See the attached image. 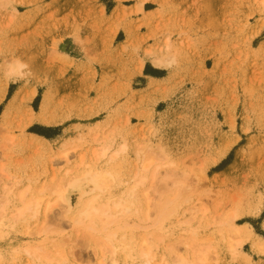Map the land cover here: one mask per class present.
<instances>
[{
    "label": "rangeland",
    "instance_id": "374dc122",
    "mask_svg": "<svg viewBox=\"0 0 264 264\" xmlns=\"http://www.w3.org/2000/svg\"><path fill=\"white\" fill-rule=\"evenodd\" d=\"M84 168L126 199L105 229L70 219ZM27 186L45 216H15ZM0 207V264H145L144 239L149 264H264V0H0Z\"/></svg>",
    "mask_w": 264,
    "mask_h": 264
},
{
    "label": "bare ground",
    "instance_id": "6f19581e",
    "mask_svg": "<svg viewBox=\"0 0 264 264\" xmlns=\"http://www.w3.org/2000/svg\"><path fill=\"white\" fill-rule=\"evenodd\" d=\"M153 61L155 62V65H159V64H162L164 62V58L160 57V56H153ZM21 64L22 63L18 60L12 61L9 64V66L7 67L10 75H14V76L19 75V73H20L19 68H20ZM67 154H68V150H63L62 153L60 154V156L63 159L67 160L68 159ZM151 160L152 159L150 158V159H146V160L142 161L141 175H139V177L137 179H135L133 177V179H134L133 182L130 184V186H128V188L126 190V193L129 196H135L137 194L138 185L142 184L145 180V175H144L143 171L150 167V161ZM156 168L157 167L152 169V171H153L152 175L153 176L156 172L159 171V170L156 171ZM81 171L82 172L81 173L79 172V175L76 174L77 176L72 181L70 180L71 183L70 184L68 183L67 186L72 185L75 182H78L80 185L79 186L80 195H83V196L84 195H91V197L88 198L89 200H87L83 204H81L82 206L80 209H78V212L76 211L77 214L75 216L71 214L70 219L75 224L74 225L75 228H77L78 225H81V226H84L85 229H90V230L105 229L107 227V225L110 224L116 218L117 214H119L120 212H124V211L128 210V205L125 202L126 199L125 198H117V199H113L110 201H108V200L98 201V200H100V198H102V199L104 198L102 195L104 194V191L107 188V184L113 179V176H114L113 173L110 170H106V169L98 170L96 168L95 169L84 168V170H81ZM185 177L186 176L184 175V172L181 175H176L170 171H167V169L163 171L162 176L160 178H159V176L156 177V178H159V181L155 179V182H157L156 186H155L156 188H157V184H159L158 187L160 186L159 187L160 189L168 188V189H170L169 191L173 190V192H175V193L172 196L160 195L159 197H157V199L154 200V202H152L151 207L154 208L155 211H158L162 214L168 210L173 209V203L175 202L176 199H178L180 197L181 194L183 195V191H184V189H186L187 182L186 183L184 182ZM167 181H169L171 184V185L169 184L168 187H167V183H168ZM66 182H68V181L66 180ZM152 182H154V180H152ZM151 185H150V187H151ZM153 186L154 185H152V187ZM169 186H171V187H169ZM64 187H65V185H64ZM188 187H189V183H188ZM156 188H154V189H156ZM28 189H29V186H27L26 188L24 187L22 189H18L17 192L14 193V198L18 199L19 202H22V204L16 208V211H15L16 215L15 216H19V215H23V214L28 213L31 217H38L41 214V212L42 213L44 212L43 215L45 216L47 214L48 210L51 208V205H53V201L51 200L52 201L51 202L49 199L44 201V199L42 198L41 195H36V196L30 195L29 196L27 194ZM40 190L41 189H39V191ZM55 190L56 189H54V192H55ZM64 192H65L64 189H62V190L60 189L57 193V198L55 200L65 199L66 194L64 195ZM143 194L146 197V199L149 200L148 206H150L152 198L149 197L150 195L148 194V191L143 190ZM106 199H108V198H106ZM146 214H147V212H146ZM88 221H90L91 223L87 225ZM93 224H96V227H94ZM44 229L45 228L43 227L42 230H44ZM110 234H112V233H110ZM186 245H189V247H191L190 243H188ZM207 249H208L207 244H205V245L198 244L197 245V251L194 253V258L189 260L187 263L195 264L197 261L199 263H201L205 259V252L207 251ZM141 255L143 256V261L145 262V264H149L154 258V255L151 253V244L148 242L147 239H144L142 241ZM179 260L184 261V259L182 257H180Z\"/></svg>",
    "mask_w": 264,
    "mask_h": 264
}]
</instances>
